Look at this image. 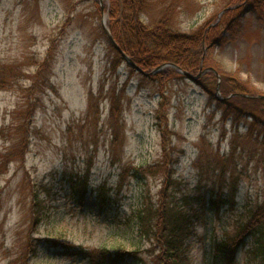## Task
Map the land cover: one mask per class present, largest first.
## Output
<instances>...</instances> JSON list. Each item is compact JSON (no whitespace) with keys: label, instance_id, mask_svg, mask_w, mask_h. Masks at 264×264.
<instances>
[{"label":"rangeland","instance_id":"374dc122","mask_svg":"<svg viewBox=\"0 0 264 264\" xmlns=\"http://www.w3.org/2000/svg\"><path fill=\"white\" fill-rule=\"evenodd\" d=\"M149 3L148 22L166 18L187 33L215 26L227 9L240 10V28L234 33L224 26L225 44L216 43L209 57L222 74H239L264 96V0ZM102 20L94 1L0 0V81L9 82H0V128L11 132L10 140L0 136V159L30 122L24 93L34 81L31 97L37 104L24 161L13 160L0 173V264H108L89 255L64 256L43 243L58 238L88 253L137 248L138 258L124 264H160L158 248L136 230V216L145 203L158 201L168 174L176 171L184 190L193 189L201 151L204 167L216 154L228 159L237 188L234 203L208 213L197 226L188 241L189 264H247L254 234L233 262L218 256L214 246L237 238L264 204V133H251L250 122L210 104L206 82L175 79L162 87L120 65ZM113 95L121 107L119 124L112 119ZM167 151H175L176 167L138 172L161 165ZM101 186L111 198L104 208ZM36 191L45 197L50 218L33 231ZM32 241L36 257L29 252Z\"/></svg>","mask_w":264,"mask_h":264},{"label":"trees","instance_id":"16d2710c","mask_svg":"<svg viewBox=\"0 0 264 264\" xmlns=\"http://www.w3.org/2000/svg\"><path fill=\"white\" fill-rule=\"evenodd\" d=\"M87 2L94 1L101 13V7L96 0H81ZM106 12L109 15L108 26L114 40L134 63L143 71L142 78L151 77L165 87L171 80L184 79L179 72L182 71L198 76L208 68L215 69L211 64L209 52L216 43L225 44L224 30L226 26L234 33L240 28L239 19L241 11L237 9H227L224 17L216 19L215 26H205L195 33L182 32L170 22L163 18L156 22L146 20L147 9L150 7V0H104ZM105 36L109 41V46L115 53V59L119 64L126 63L132 72H138L132 68L123 56L113 46L107 33ZM114 61V60H113ZM114 63V62H113ZM173 64L179 68L168 66L162 71L152 74L163 65ZM221 76V94L223 99L217 97L218 77L213 72L208 71L202 75L197 83L206 82L205 89L209 96L210 104H217L227 114H233L240 120L251 123V133L260 129L264 133V96H260L251 91L248 82H243L239 74L226 76L215 69ZM42 74L38 72L36 77ZM152 74V75H150ZM10 79L13 77V70ZM38 77V78H39ZM2 84L9 82L0 81ZM36 82L26 89L28 94L25 112H28V120L31 122L36 113V101H32L31 94L34 93ZM51 86V85H50ZM50 89V88H49ZM112 96V119L120 122L121 107L117 104V98ZM95 98L91 97V108ZM25 122V121H24ZM30 122H25L21 129L23 133L16 141H10L11 148L1 154L0 173L7 171L10 163L14 161H24L25 154L29 150ZM21 126V125H20ZM10 129L0 128V136L10 140ZM234 141V140H233ZM235 143H232L233 148ZM176 151V150H175ZM173 151V152H175ZM234 151V150H233ZM172 152V153H173ZM170 152L163 154V161L159 166L140 168L138 172L152 174L160 169L179 164V159ZM205 157L204 151L200 152V157L195 166L198 168L199 181L195 187L188 191L184 190L181 179L173 174L166 175L162 190L157 202L145 203L136 216V225L140 235L154 244L159 251L160 264H189L188 241L195 233L197 226L205 219L208 213H218L226 204L234 203V196L237 188V180L234 175L229 174L227 165L228 159L221 158L219 154L214 156V160L209 162L207 167L201 166ZM220 159L217 160V159ZM225 161V162H224ZM167 174V173H166ZM86 188L82 191L86 196ZM230 192H229V191ZM106 186L99 188V204L102 208L110 201ZM32 229L37 230L47 219L50 218V209L42 192L32 193ZM249 226L238 229V237L227 239L216 244L215 253L223 260L233 262L236 255L243 248L246 237L254 234L256 237L255 247L249 251L247 264H264V204L253 212ZM48 248L69 257L82 255L93 256L108 264H124L129 257L138 258V251L128 252L123 247L115 250L106 248L86 251L74 243L63 239H47L44 242ZM29 252L33 257L39 253L38 245L33 241L29 244Z\"/></svg>","mask_w":264,"mask_h":264},{"label":"water","instance_id":"95a60500","mask_svg":"<svg viewBox=\"0 0 264 264\" xmlns=\"http://www.w3.org/2000/svg\"><path fill=\"white\" fill-rule=\"evenodd\" d=\"M100 7H101V13H102V17H103V20H102V25L103 26V29L104 31L107 33L108 37H109V40L111 41V43L113 44V46L117 49V51L121 54V56L124 57V59L126 60V62L134 69H136L138 72H143L138 66L136 63L133 62V60L131 59V57H129L125 52H123L121 50V48L118 46V44L116 43V41L114 40V37L109 29V26H108V20H107V15H106V10H105V5H104V0H96ZM168 66H171V67H175V68H179L178 66L176 65H173V64H167V65H163L162 67H160L159 69H157L155 72H153L152 74H156L157 72L159 71H162L163 69H165L166 67ZM208 71L210 72H213L217 75L218 77V85H217V95L218 97L220 98L221 97V82H222V79H221V76L218 74V72L213 69V68H208L206 69L205 71H203L202 73H200L198 76H193L192 74L190 73H187L185 71H182L180 68H179V72L185 77L187 78L188 80H191L193 82H198L199 79L201 78L202 75L206 74ZM222 99V98H220Z\"/></svg>","mask_w":264,"mask_h":264}]
</instances>
